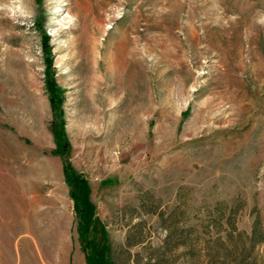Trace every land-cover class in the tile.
Returning <instances> with one entry per match:
<instances>
[{"label":"rangeland","instance_id":"1","mask_svg":"<svg viewBox=\"0 0 264 264\" xmlns=\"http://www.w3.org/2000/svg\"><path fill=\"white\" fill-rule=\"evenodd\" d=\"M107 243L264 264V0H0V264Z\"/></svg>","mask_w":264,"mask_h":264},{"label":"trees","instance_id":"2","mask_svg":"<svg viewBox=\"0 0 264 264\" xmlns=\"http://www.w3.org/2000/svg\"><path fill=\"white\" fill-rule=\"evenodd\" d=\"M46 45V43H45ZM51 64L50 62L48 63L47 67L50 68ZM47 87H48V90L50 92V103H51V106L53 107V109H56V110H59L58 111V114L59 116L62 118V111H61V103H62V96H61V90L59 88H57L56 86V83L54 81V78L52 77V75H48V78H47ZM52 132L53 134L56 135L57 139L60 140V138L64 139V121H61L59 122L57 125H55L53 128H52ZM64 141H66L64 139ZM68 170H70V167L67 166V172H66V180L67 182L72 185V192H71V195L72 194H75V198L81 194V189L80 188H75V184L78 182L74 181V176L71 172H69ZM88 189L87 185L84 183L83 184V191ZM78 199V197H77ZM233 226V225H231ZM109 253H110V246L109 244L107 243L106 245V259H107V264H111V261L109 260ZM88 261V264H93L91 261L87 260Z\"/></svg>","mask_w":264,"mask_h":264},{"label":"bare ground","instance_id":"3","mask_svg":"<svg viewBox=\"0 0 264 264\" xmlns=\"http://www.w3.org/2000/svg\"><path fill=\"white\" fill-rule=\"evenodd\" d=\"M202 27H204V26H202ZM191 33H192V36L195 35V31H194V30H192ZM199 40H200V39H199Z\"/></svg>","mask_w":264,"mask_h":264}]
</instances>
